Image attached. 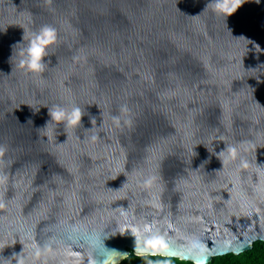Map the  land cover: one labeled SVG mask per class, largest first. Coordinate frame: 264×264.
Segmentation results:
<instances>
[{
    "label": "water",
    "instance_id": "1",
    "mask_svg": "<svg viewBox=\"0 0 264 264\" xmlns=\"http://www.w3.org/2000/svg\"><path fill=\"white\" fill-rule=\"evenodd\" d=\"M210 2L0 0V264L23 248L25 264H92V232L120 252L112 264L130 251L207 264L264 241V0L227 17ZM44 25L59 41L29 74L25 32ZM57 105L79 106L81 125L52 121ZM145 222L169 251L111 234Z\"/></svg>",
    "mask_w": 264,
    "mask_h": 264
},
{
    "label": "clouds",
    "instance_id": "2",
    "mask_svg": "<svg viewBox=\"0 0 264 264\" xmlns=\"http://www.w3.org/2000/svg\"><path fill=\"white\" fill-rule=\"evenodd\" d=\"M51 2V0H47ZM259 2V0H257ZM245 3V0H211L207 5L206 9L211 8L213 12L227 17L235 13L239 7ZM24 40L27 41L26 47L21 49L19 61V67L24 69L29 74L39 75L46 70L48 63L45 62V57L50 55L49 49L52 45L58 43L59 34L55 27L51 25L42 26L37 32H35L31 37L25 32ZM124 111V108L121 109ZM49 114L52 121L58 123H63L65 125V130L68 128H78L82 123V117L84 111L79 106H73L70 110L65 109L59 105L54 108L49 109ZM50 123V122H49ZM48 123V124H49ZM91 123L94 126L96 123L95 117H92ZM4 151L0 148V154ZM218 157L222 160L223 165L229 160H234L237 158V148L234 145H228L225 150L217 153ZM240 167L248 168L249 164L247 161L241 160ZM256 175L260 177L261 189H264V165L257 164ZM231 199V197H230ZM123 215V213L121 214ZM135 237V248L134 251L139 253L152 251L155 253L157 248L162 251H169L166 245V237L159 231L156 230L154 225L150 222H145L139 227L133 226H120L117 231L112 232L115 235L117 232L123 235L128 231ZM78 230L73 229L68 233L69 239L77 233ZM107 236H102L99 233H86L84 238L87 243V247L93 253L92 264H112L114 258L120 254L117 250L108 249L104 244V239ZM6 245H0V251L4 249ZM191 248L194 251H203L204 246L199 242L198 239L193 238L191 241ZM35 253H39V248L34 249ZM23 252L17 254L13 253L12 258L7 260H15L16 264H25V258ZM99 254L101 258H96Z\"/></svg>",
    "mask_w": 264,
    "mask_h": 264
},
{
    "label": "trees",
    "instance_id": "3",
    "mask_svg": "<svg viewBox=\"0 0 264 264\" xmlns=\"http://www.w3.org/2000/svg\"><path fill=\"white\" fill-rule=\"evenodd\" d=\"M117 264H194L178 258L161 255H135L132 251ZM207 264H264V241L257 240L252 247L240 254L228 253L215 256Z\"/></svg>",
    "mask_w": 264,
    "mask_h": 264
}]
</instances>
